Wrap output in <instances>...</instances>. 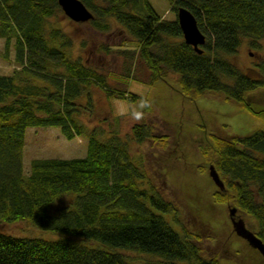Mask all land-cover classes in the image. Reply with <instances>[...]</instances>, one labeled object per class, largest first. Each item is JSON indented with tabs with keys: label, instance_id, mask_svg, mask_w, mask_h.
Listing matches in <instances>:
<instances>
[{
	"label": "trees",
	"instance_id": "1",
	"mask_svg": "<svg viewBox=\"0 0 264 264\" xmlns=\"http://www.w3.org/2000/svg\"><path fill=\"white\" fill-rule=\"evenodd\" d=\"M81 1L93 14L89 25L106 31L115 21L136 41L150 85L174 73L184 97L217 91L264 120V108L255 110L247 99L250 91L264 87V61L242 72L227 57L243 39L259 47L264 0H169L173 11L184 6L195 16L205 35L201 53L184 41L177 19L162 17L150 0ZM59 12L57 0H0V37L7 47L13 33L18 65L10 74L0 73V223L27 220L62 234L49 241L0 230V264H131L122 252L88 245L92 241L155 255L160 258L155 264H221L202 256L199 238L179 221L177 206L153 185L144 165L134 162L128 141L114 133L100 140L80 121L91 102L89 96L86 105L77 100L91 84L108 98L134 101L139 96L106 88L102 74L70 57L69 38L49 24ZM42 126L58 127L67 139L88 132L86 154L33 158L24 171L25 131ZM131 138L137 143L155 138L154 128L134 124ZM205 153L225 187L215 190V200L231 201L250 217L264 242V129L214 136ZM66 193H74V200L49 213L47 207ZM169 212L180 222V233L163 216Z\"/></svg>",
	"mask_w": 264,
	"mask_h": 264
},
{
	"label": "rangeland",
	"instance_id": "2",
	"mask_svg": "<svg viewBox=\"0 0 264 264\" xmlns=\"http://www.w3.org/2000/svg\"><path fill=\"white\" fill-rule=\"evenodd\" d=\"M156 11L166 19H175L169 0H150ZM49 24L60 28L69 38L67 48L73 59H80L92 66L105 79L108 89H125L139 97L130 101L107 97L96 84L86 87L77 100L85 104L90 98L88 109L79 119L94 130L100 140H107L113 133L128 141V149L134 162L144 165L145 173L158 188L162 196L171 200L178 208V219L193 235L199 238L201 254L205 259L216 257L221 264H264V257L247 242L238 237L229 219L230 202H217L214 192L217 186L208 175L212 164L210 147L214 136H244L264 129V120L246 110L239 102L226 99L217 91H207L196 98L180 94L177 77L168 73L165 79L150 85L149 71L136 55V41L119 23L112 21L111 28L100 31L87 22L77 23L63 12L49 19ZM0 37V73L10 74L18 65L14 61V35ZM259 47H252L243 39L238 51L228 59L242 72L251 71L264 61V38ZM128 50V51H124ZM223 80L230 82L228 78ZM118 91V90H117ZM255 110L264 108V87L247 94ZM149 102L140 108L141 104ZM133 110L143 112L139 121L131 116ZM147 123L154 128L155 138L137 143L131 138V127ZM88 132L71 139L63 137L58 127H28L25 131L23 169L28 171L33 158H73L86 154ZM150 184V183H149ZM74 193H66L47 207L56 214L61 205L72 202ZM173 212L164 213L169 224L180 233V222L172 220ZM246 226L252 231L254 222L237 210ZM0 230L18 237L57 240L60 232L41 229L30 221L0 223ZM92 247L120 251L131 264H155L159 257L147 253L111 248L97 241L88 243Z\"/></svg>",
	"mask_w": 264,
	"mask_h": 264
},
{
	"label": "water",
	"instance_id": "3",
	"mask_svg": "<svg viewBox=\"0 0 264 264\" xmlns=\"http://www.w3.org/2000/svg\"><path fill=\"white\" fill-rule=\"evenodd\" d=\"M57 2L63 13L74 22H88L93 17L91 10L81 0H57ZM176 19L184 41L191 45L195 51L201 53L202 49L200 46L205 42V35L199 29L195 16L188 8L178 6ZM208 175L220 191L225 190L224 183L213 164L208 166ZM236 212V207H229L228 214L234 233L264 257V242L246 226L244 219L237 215Z\"/></svg>",
	"mask_w": 264,
	"mask_h": 264
},
{
	"label": "clouds",
	"instance_id": "4",
	"mask_svg": "<svg viewBox=\"0 0 264 264\" xmlns=\"http://www.w3.org/2000/svg\"><path fill=\"white\" fill-rule=\"evenodd\" d=\"M146 106H147L146 104H141V105H140V108L143 109V108H145ZM131 116H132L135 120L139 121V120H141V119L143 118V112H142V111H138V110H133V111L131 112Z\"/></svg>",
	"mask_w": 264,
	"mask_h": 264
}]
</instances>
